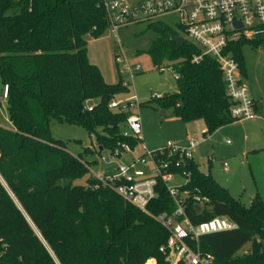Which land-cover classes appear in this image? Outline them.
<instances>
[{
  "label": "trees",
  "instance_id": "1",
  "mask_svg": "<svg viewBox=\"0 0 264 264\" xmlns=\"http://www.w3.org/2000/svg\"><path fill=\"white\" fill-rule=\"evenodd\" d=\"M150 26L157 39L148 54L156 70L173 71L177 85L175 93L151 102L162 110L174 109L185 124L203 121L205 136L237 123L218 63L210 57L193 63L201 54L197 46L173 42L177 32L163 24ZM107 29L103 0H0V81L9 86L12 124V130L0 127V176L7 186L0 183V264L173 260L171 251L160 252L169 233L154 219L175 210L166 187L159 183L146 214L94 178L86 187L78 186L76 182L89 173L87 163L50 133L52 120L81 126L95 138L100 155L123 146L134 151L140 145L124 135L130 113L109 109L128 87L122 81L108 84L88 57V38L99 39ZM246 45L264 49V37L232 46L243 77ZM185 169L191 173L185 189L209 200L199 213L188 201L192 225L227 218L238 226L235 231L189 239V246L212 255L215 264H264L263 200L256 197L247 210L193 161ZM248 244L251 249L240 254Z\"/></svg>",
  "mask_w": 264,
  "mask_h": 264
},
{
  "label": "rangeland",
  "instance_id": "2",
  "mask_svg": "<svg viewBox=\"0 0 264 264\" xmlns=\"http://www.w3.org/2000/svg\"><path fill=\"white\" fill-rule=\"evenodd\" d=\"M157 24H163L177 32L178 36L185 37L179 28V17L174 14L163 16L154 24H134L121 28L118 38L111 36L109 31L99 39L88 38L89 60L100 69L105 81L112 85L122 81L129 89L115 100L137 98L139 107L135 112L141 120L142 142L133 152H122L120 157L109 150H104L100 155L95 138L90 137L85 128L52 120V138L60 141L70 154L81 158L89 167V173L78 180L76 185L86 187L94 177H116L119 168L131 164L133 159L145 158L147 166H141L140 171L146 177L151 176L154 162L149 156L143 157L147 152L158 151L169 144L184 146L187 136L195 133L200 148L194 153V163L199 170L210 175L227 190L232 199L239 201L247 210L258 196L264 202V49H254L250 45L242 49L246 69L244 79L257 105V118L239 121L219 129L212 136H205L203 130L206 126L203 121L195 122L190 128L176 116L174 109L164 110L165 117L161 119L162 109L157 102H151L154 97L161 98L177 91L173 71L156 70L148 54L157 39L150 25ZM0 127L12 130L7 102H0ZM123 131L128 133L127 129ZM178 183L182 185L183 181L178 179L171 186L175 187ZM13 200L19 206L17 200ZM250 249L251 244H248L240 254Z\"/></svg>",
  "mask_w": 264,
  "mask_h": 264
},
{
  "label": "built area",
  "instance_id": "3",
  "mask_svg": "<svg viewBox=\"0 0 264 264\" xmlns=\"http://www.w3.org/2000/svg\"><path fill=\"white\" fill-rule=\"evenodd\" d=\"M103 6L108 23L107 31L116 38L121 28L134 24H154L163 16L177 15L179 28L185 34L182 38L201 51V54L193 58V63L198 64L205 57H210L218 63L226 93L232 102L231 117L238 122L257 118L255 103L250 96L240 64L234 58L232 46L242 41H256L264 37V0H103ZM236 24L240 27H235ZM138 70L139 68L136 69ZM8 97L9 86L4 85L0 89V102H7ZM94 105H89V112L93 111ZM138 107L137 98L127 101L113 99L109 104L113 113H130L125 123L128 133L124 132V135L142 142L141 120L135 112ZM199 145L197 139L190 138L184 146L169 144L158 151L147 152L143 157L149 156L154 162L153 172L148 177L140 171L141 166H147L145 158L133 159L131 164L120 167L116 177H94L103 186L112 187L127 204L146 214H149L148 206L157 198L159 183L166 187L175 204V210L171 215L163 213L154 219L169 233L167 245L161 247L160 252L171 251V264H215L212 255H202L194 251L188 240L197 241L204 235L238 229V226L227 218H216L193 226L188 217V201H191L194 207L200 206L201 210L209 202L208 198L200 193L192 195L185 189L191 178V173L185 168L194 161V153ZM122 152L133 151L128 146H123L113 155L120 157ZM178 179L183 181V184L178 183L172 187L171 184ZM0 183L7 189L1 176Z\"/></svg>",
  "mask_w": 264,
  "mask_h": 264
},
{
  "label": "water",
  "instance_id": "4",
  "mask_svg": "<svg viewBox=\"0 0 264 264\" xmlns=\"http://www.w3.org/2000/svg\"><path fill=\"white\" fill-rule=\"evenodd\" d=\"M235 27L238 28V27H240V25L239 24H236ZM172 41L175 42V43H177L178 45H185V43H186V40L184 38H182V37H173L172 38ZM160 116H161V119H163L165 117V111L164 110H161ZM102 151H103V149L100 148V152H102ZM194 209H195V211L197 213H199L201 211V207L198 206V205H196L194 207Z\"/></svg>",
  "mask_w": 264,
  "mask_h": 264
},
{
  "label": "crops",
  "instance_id": "5",
  "mask_svg": "<svg viewBox=\"0 0 264 264\" xmlns=\"http://www.w3.org/2000/svg\"><path fill=\"white\" fill-rule=\"evenodd\" d=\"M256 104H255V108H256ZM259 108H257V110H258ZM198 122V121H197ZM194 124H195V122L194 123H191V124H186L187 126H189L190 128L191 127H193L194 126ZM206 126V125H205ZM205 132H206V129L205 130H203V134L205 135ZM196 137H197V135L195 134V133H193V134H189L188 136H187V139H186V143H187V141H188V139H190V138H195L196 139ZM200 143V142H199ZM199 148H200V145H199ZM194 162V161H193ZM154 264H156V262H153Z\"/></svg>",
  "mask_w": 264,
  "mask_h": 264
}]
</instances>
